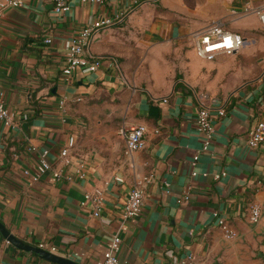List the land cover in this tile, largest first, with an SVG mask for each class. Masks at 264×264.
I'll return each mask as SVG.
<instances>
[{
  "label": "crops",
  "instance_id": "crops-1",
  "mask_svg": "<svg viewBox=\"0 0 264 264\" xmlns=\"http://www.w3.org/2000/svg\"><path fill=\"white\" fill-rule=\"evenodd\" d=\"M245 1L264 5L69 0V10L57 14L50 0H24L4 9L0 97L15 117L12 126L0 122V221L10 233L26 245H52L53 252L42 250L78 264H100L115 234L123 264H171L185 255L193 264H264V222L248 216L252 204L264 209V142L246 143L248 130L264 120V36L258 18L241 12ZM106 18L113 23L95 30L87 47L100 68L65 76L67 41ZM213 20L242 35L239 52L212 60L196 53L193 33ZM212 99L224 114L212 107L215 134L202 151L195 122ZM134 124L146 126L145 144L125 154L121 130ZM66 146L69 164L60 158ZM42 150L62 169L60 180L49 172L35 182L24 175L35 172ZM135 184L144 187L143 211L121 230ZM95 187L104 194L98 216L81 204ZM215 213L235 236H225ZM0 264L59 263L0 234Z\"/></svg>",
  "mask_w": 264,
  "mask_h": 264
},
{
  "label": "built area",
  "instance_id": "built-area-1",
  "mask_svg": "<svg viewBox=\"0 0 264 264\" xmlns=\"http://www.w3.org/2000/svg\"><path fill=\"white\" fill-rule=\"evenodd\" d=\"M53 3V10L59 14L69 10V0H50ZM80 3H96L101 4L104 0H77ZM24 6V0H0V18L6 8H21ZM241 12L244 15H255L261 27L264 28V5L253 6L250 1H245L241 7ZM113 19L106 18L95 22L91 26L82 28L75 36L67 41L65 48V64L62 67V73L65 76L70 75L73 71L80 69L83 73L94 72L101 66V60L88 53L87 47L95 30L102 26L110 25ZM194 48L196 53L207 60H212L219 53L233 55L239 52L244 44L245 39L242 35L230 29L222 20H213L206 26L196 30L193 33ZM49 42L50 39H47ZM205 99L206 96L203 95ZM206 98L205 100H207ZM79 100V99H78ZM215 100L212 99L209 105H203L196 117V129L204 136L201 150L206 151L215 134L214 123L212 119V107H217L219 115L224 114V108L215 105ZM15 113L10 110L3 99L0 97V122L5 126L14 124ZM125 138V154H131L139 151L144 147L146 126L143 124H134L121 130ZM264 142V120L257 121L247 132L246 143L250 148H256ZM47 150L40 152L39 160L36 164L35 172L31 173L24 170V175L29 176L30 182L37 181L44 173L49 172L53 180H60L64 175L60 167H56L47 161ZM194 156V160L197 159ZM60 158L63 164H69V146L64 147L60 151ZM83 174H80L82 177ZM216 178L218 175L215 176ZM103 189L100 187L93 188L90 192H85L82 205L90 204L93 208V215L98 216L103 204ZM144 187L140 184H135L129 191L122 205L121 211V230L127 229L129 220L138 217L144 207ZM189 194L186 192L178 203L186 202ZM216 224L224 231L227 238L235 236V233L229 228L227 221L224 218L218 217L215 213ZM249 221L251 223L264 222V209L259 204H252L248 208ZM121 238L119 234L113 235L107 243L100 264H123L118 258ZM38 248L46 249L50 252L55 250V247L47 243L38 244ZM72 257H80L82 254L74 252ZM193 257L185 255L171 264H193Z\"/></svg>",
  "mask_w": 264,
  "mask_h": 264
},
{
  "label": "water",
  "instance_id": "water-1",
  "mask_svg": "<svg viewBox=\"0 0 264 264\" xmlns=\"http://www.w3.org/2000/svg\"><path fill=\"white\" fill-rule=\"evenodd\" d=\"M150 114L157 116V108L154 106L150 107ZM0 234L10 243L17 246L20 249L29 250L36 252L37 254L42 255L43 257L52 260L54 262H57L59 264H78L75 261H72L70 259L62 258L59 256H56L52 253H49L45 250H42L38 247L26 245L22 243L20 240H18L15 236H13L10 231L6 228V226L0 221Z\"/></svg>",
  "mask_w": 264,
  "mask_h": 264
},
{
  "label": "rangeland",
  "instance_id": "rangeland-1",
  "mask_svg": "<svg viewBox=\"0 0 264 264\" xmlns=\"http://www.w3.org/2000/svg\"><path fill=\"white\" fill-rule=\"evenodd\" d=\"M256 31H257V33H258V34H260V35H263V36H264V28H263V27L259 26V29H258V30H256Z\"/></svg>",
  "mask_w": 264,
  "mask_h": 264
}]
</instances>
